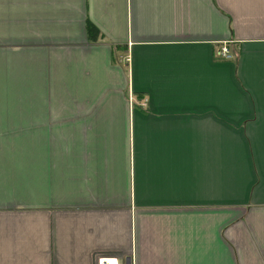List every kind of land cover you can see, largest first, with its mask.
<instances>
[{"label": "crops", "instance_id": "1", "mask_svg": "<svg viewBox=\"0 0 264 264\" xmlns=\"http://www.w3.org/2000/svg\"><path fill=\"white\" fill-rule=\"evenodd\" d=\"M14 129L0 264H264V0H0Z\"/></svg>", "mask_w": 264, "mask_h": 264}, {"label": "rangeland", "instance_id": "2", "mask_svg": "<svg viewBox=\"0 0 264 264\" xmlns=\"http://www.w3.org/2000/svg\"><path fill=\"white\" fill-rule=\"evenodd\" d=\"M75 99L73 98V101ZM14 130H0V136L15 135ZM18 131V138L20 142V152L27 153L30 151L43 152V144L46 152L58 153L61 148L65 147V143H69V136H72V142H76V129H28L20 128ZM40 144V145H39ZM39 148H41L39 150Z\"/></svg>", "mask_w": 264, "mask_h": 264}, {"label": "trees", "instance_id": "3", "mask_svg": "<svg viewBox=\"0 0 264 264\" xmlns=\"http://www.w3.org/2000/svg\"><path fill=\"white\" fill-rule=\"evenodd\" d=\"M86 31L88 37L92 40H97L101 36L99 28L91 20H87Z\"/></svg>", "mask_w": 264, "mask_h": 264}, {"label": "built area", "instance_id": "4", "mask_svg": "<svg viewBox=\"0 0 264 264\" xmlns=\"http://www.w3.org/2000/svg\"><path fill=\"white\" fill-rule=\"evenodd\" d=\"M220 55L225 57V58H230L231 57V53H230V51H229L227 46H224V47L221 48Z\"/></svg>", "mask_w": 264, "mask_h": 264}, {"label": "water", "instance_id": "5", "mask_svg": "<svg viewBox=\"0 0 264 264\" xmlns=\"http://www.w3.org/2000/svg\"><path fill=\"white\" fill-rule=\"evenodd\" d=\"M127 264H131V257L130 256L127 257Z\"/></svg>", "mask_w": 264, "mask_h": 264}, {"label": "bare ground", "instance_id": "6", "mask_svg": "<svg viewBox=\"0 0 264 264\" xmlns=\"http://www.w3.org/2000/svg\"><path fill=\"white\" fill-rule=\"evenodd\" d=\"M103 262H105V261H103ZM108 263H109V261H108ZM107 264V263H106Z\"/></svg>", "mask_w": 264, "mask_h": 264}]
</instances>
